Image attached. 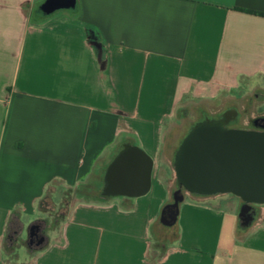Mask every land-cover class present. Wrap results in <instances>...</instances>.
<instances>
[{
    "label": "crops",
    "instance_id": "1",
    "mask_svg": "<svg viewBox=\"0 0 264 264\" xmlns=\"http://www.w3.org/2000/svg\"><path fill=\"white\" fill-rule=\"evenodd\" d=\"M40 1L0 0V264H24L3 253L8 222L37 223L50 186L75 199L29 264H264V220L239 232L230 199L183 204L165 250L151 241L170 121L188 95L264 78V0H76L39 23ZM127 136L153 161L149 192L79 197Z\"/></svg>",
    "mask_w": 264,
    "mask_h": 264
},
{
    "label": "water",
    "instance_id": "2",
    "mask_svg": "<svg viewBox=\"0 0 264 264\" xmlns=\"http://www.w3.org/2000/svg\"><path fill=\"white\" fill-rule=\"evenodd\" d=\"M60 13L76 17V0H41L32 18L40 23ZM235 117L221 112L196 117L184 124L176 143L167 146L172 180L167 189L169 200L160 212L157 227L176 231L185 197L203 201L232 195L239 201L237 220L241 212L264 207V132L229 130L227 126ZM152 170V159L138 147L134 137L119 138L94 178L97 186L78 196L99 202L140 198L150 190ZM255 220L250 215L239 232H246ZM34 229L32 225L27 230L29 244L36 236ZM42 242L40 238L35 245Z\"/></svg>",
    "mask_w": 264,
    "mask_h": 264
},
{
    "label": "rangeland",
    "instance_id": "3",
    "mask_svg": "<svg viewBox=\"0 0 264 264\" xmlns=\"http://www.w3.org/2000/svg\"><path fill=\"white\" fill-rule=\"evenodd\" d=\"M257 92L262 95V98L260 99H252L253 102V110L256 115L264 113V78L262 77H256L251 79H239L237 87H234L230 89L229 91L221 92L215 95L211 98H192L190 95H188L182 103L178 106V110L176 111L174 117L171 119L170 123H175L176 126H174L172 131H176V128L178 125L183 124V118H181L182 113L188 112L189 119H193L194 115L197 113L198 110L207 108L210 111H215L219 108H221L223 105L228 103L230 100H239L247 95H249L252 92ZM199 112V111H198ZM163 167L166 169V172H169L167 166L165 163H163ZM57 188H55L56 190ZM59 192V191H58ZM50 199L54 202L53 207L49 208L50 205L47 206L48 210L40 209L41 212L37 214V222L41 224L44 227V237H48V235L51 237L53 233L50 231L59 229L62 220L65 218L64 211H66L67 206L64 208H61L63 200H66V203L70 202L75 199L74 195H69L67 198H65L62 194L59 193V195L55 196L53 198V195L49 196ZM77 197V196H76ZM220 199H230L229 201L236 203V213H235V224L234 227L237 228V215H238V205L239 201L236 197L232 195H225V196H219L212 199H207L203 201H194L190 199L189 197H185L184 201L180 205V208L183 204L186 203H198V204H206V205H215V208L218 209L219 212H224L225 210V203L222 202ZM169 200V197H168ZM221 201V202H220ZM168 202V201H167ZM166 205V203L160 208L158 216L160 215V212L162 208ZM179 208V213H180ZM217 209L215 211H217ZM51 210V211H50ZM179 218V214H178ZM178 221V219H177ZM13 225V230L15 233V239L16 241H12L13 243H9L5 241L4 244V255L10 259L17 261L20 258L24 260V264H29L31 262V258H33L34 253L37 251V249L40 248L39 246H32L31 248L28 247V240H27V229L28 227L25 226L23 229H20V224L13 220L10 223V227ZM169 234H175L173 231H169L168 229H165L164 232L159 231V227L152 228L151 232V241L154 243L152 250L160 251L161 249H165L166 245L170 243L171 237ZM239 236V233H237ZM163 241L165 244H163ZM164 247V248H163Z\"/></svg>",
    "mask_w": 264,
    "mask_h": 264
},
{
    "label": "flooded vegetation",
    "instance_id": "4",
    "mask_svg": "<svg viewBox=\"0 0 264 264\" xmlns=\"http://www.w3.org/2000/svg\"><path fill=\"white\" fill-rule=\"evenodd\" d=\"M260 99L262 98V95L257 92H252L246 97L239 99V100H230L228 103L223 105L221 108L210 111L207 108H203L197 111V113L194 115L193 119L196 117H202L203 115L207 113H215V112H221V114L236 116L234 120L230 121L227 128L229 130H233L236 132L241 133L242 130L247 131H254V132H264V113L256 115L253 110V102L252 99ZM188 112L182 113L181 118H183V124H181L179 127L176 128V131H172L170 129L169 133L167 134V143L168 145H174L178 138L181 136L182 128L184 127V124H186L188 121L193 120L189 119ZM173 128V127H172ZM241 154V151H240ZM96 186V185H95ZM93 188L89 187L87 189H82L79 192V195H83L88 189ZM251 216L256 217V220L254 223L264 220V207H261L258 210L244 212L240 214L237 220L238 230L242 228V226L246 225L247 219ZM165 218L168 219V215L166 213ZM34 232L36 233V236L32 239V244L40 238H43L42 244L45 242L44 237V227L36 223ZM159 231L164 232L165 229L159 227ZM29 242V241H28ZM41 244V245H42Z\"/></svg>",
    "mask_w": 264,
    "mask_h": 264
},
{
    "label": "trees",
    "instance_id": "5",
    "mask_svg": "<svg viewBox=\"0 0 264 264\" xmlns=\"http://www.w3.org/2000/svg\"><path fill=\"white\" fill-rule=\"evenodd\" d=\"M252 14H255V15H259V16H264V15H262V14H257V13H252ZM98 170L99 169H97L94 173H93V177L95 178L96 177V175H97V173H98ZM91 186H95V184L94 183H91L90 184V186L89 187H91ZM53 192H55L54 191V188L53 187H49L48 189H47V191H46V195L44 196V198L41 200V202H40V208H42V209H44V210H48L47 209V206L48 205H50V207L49 208H52L53 207V204H54V202L50 199V197L49 196H51L52 194H53ZM73 194V192L71 191V190H66L65 192H64V197L65 198H67L69 195H72ZM77 194H78V191H77ZM67 206V209H66V211H64V216H66L67 215V213H68V211H69V207H70V202H68V203H66V200H63V202H62V206H61V208H64V207H66ZM51 211V210H50ZM11 221H12V219H10V221L8 222V227H7V230H6V235H5V237H4V241H3V253H4V244H5V241H7V242H9V243H13L12 241H16V237H15V231L13 230V225L10 227V223H11ZM38 223V222H37ZM34 224H36V223H34ZM33 224V225H34ZM44 244V243H43ZM43 244L41 245V246H43ZM32 246H35V243H33V244H29L28 243V247L29 248H31ZM40 246V247H41ZM163 250H165V249H163ZM162 251V250H161Z\"/></svg>",
    "mask_w": 264,
    "mask_h": 264
}]
</instances>
